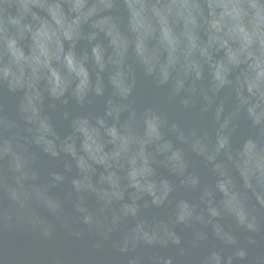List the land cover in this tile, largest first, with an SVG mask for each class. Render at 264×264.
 Wrapping results in <instances>:
<instances>
[{"label":"water","instance_id":"obj_1","mask_svg":"<svg viewBox=\"0 0 264 264\" xmlns=\"http://www.w3.org/2000/svg\"><path fill=\"white\" fill-rule=\"evenodd\" d=\"M20 2L4 0L0 16H19ZM144 2L155 27L146 44L158 57L151 73L136 51L129 0H85L80 11L76 0H32L22 20L31 30L7 25L28 56L44 24L57 33L51 47L63 52L52 67L66 85L54 94L46 68L33 75L25 66L15 87L0 77V264H264V98L249 91L253 60L244 54L231 64L219 44L210 59L201 55L211 16L208 0H196L199 46L190 59L200 76L182 44L161 83L168 51L153 5L166 9L172 0ZM57 5L64 28L52 15ZM78 18L68 39L65 28ZM168 19L183 39V19L174 12ZM69 52L87 69L83 93L67 68ZM0 55L9 59L2 38ZM221 61L230 71L218 86ZM118 73L127 93L114 83ZM149 120L158 136H149ZM144 167L150 171L137 187L131 173Z\"/></svg>","mask_w":264,"mask_h":264},{"label":"clouds","instance_id":"obj_2","mask_svg":"<svg viewBox=\"0 0 264 264\" xmlns=\"http://www.w3.org/2000/svg\"><path fill=\"white\" fill-rule=\"evenodd\" d=\"M32 0H21L19 7L21 14L17 17H12L9 21L4 20L0 16V38L6 45V52L9 59L5 62L3 56L0 55V77L5 79L11 78L13 87L16 85H22L26 76V67H31L33 75H36L42 69H48L53 78L52 91L54 94H62L65 90L66 81L61 75V72L52 67L53 60L60 59V53L63 52V46L59 47L54 52L51 44L55 39L59 44L57 33L50 29L47 24H44L36 33H34L35 47L33 48V54L28 56L25 54L22 47L19 46V41L16 36H8L10 31L7 26L11 25L20 26L22 29L27 27L31 30V26L22 25L24 13L30 11V3ZM4 3V0H0V5ZM85 6V0H76L74 5L75 10L80 11ZM147 4L144 0H129V8L132 14V22L134 30L140 33L137 40L136 51L137 54L143 59L144 63L148 65V71L151 73L156 70V64L154 61L158 59L156 54L150 53L147 47V39L155 32V27L147 19L145 12ZM207 7L210 10V34L208 44L201 49V55L208 56L209 49L219 44L220 48H227L228 61L231 64H240L241 56L246 54L249 59L253 60L250 65L251 71L254 74L249 78V91H259L262 98H264V0H208ZM219 10V11H218ZM95 11V9H93ZM153 12L159 18L160 23V43L168 51V59L166 63L160 65L161 83L168 80L171 70L178 62L180 56L181 45L184 44L183 57L188 61L189 68H195L197 70V76H200V65L190 59L194 51L198 48L199 36L196 33L198 27L197 13L202 12V6L196 2V0H172L166 9H161L153 5ZM175 13V15L184 21L183 39L176 33L174 28L169 22V15ZM89 12L87 15H91ZM53 18L56 23L64 28V19L59 12V6L52 8ZM79 23V18L74 24H70L65 28L64 35L68 39H71L75 25ZM106 21H101V24ZM214 30V31H213ZM186 41V43H185ZM230 41L239 42L240 47L233 49L230 45ZM259 45L258 48L254 46ZM96 53L97 61L102 59L99 48L94 50ZM259 52V54H257ZM67 64V68L70 73H75L81 78L78 85V92L83 93L88 87L89 79L87 69L82 63L77 62L73 53L69 52L64 58ZM230 69L227 65L221 61L216 65L215 79L219 82L218 86H223L227 82V73ZM118 79L114 78V83L122 88L125 93L130 89L123 88V73H118ZM34 86V85H30ZM180 86H183V81L180 82ZM99 92L100 89L98 88ZM38 98V96L36 97ZM32 98L30 97L29 103L31 104ZM33 114H38L35 107L32 108ZM255 113V109H250ZM41 128L45 131H50L46 122L41 121ZM87 132L86 129H83ZM113 136L116 135L115 129L112 130ZM148 134L149 136H158V127L154 120L148 122ZM127 143V141H125ZM223 144V142H222ZM91 147V145H86ZM251 147V145H250ZM99 149L97 148V151ZM135 163V161H133ZM81 167H84V162L81 161ZM150 170L147 167L142 169H133L131 176L136 186L139 187L137 177L147 175ZM77 187H80V182H76ZM151 189V186H149ZM190 214V213H189ZM213 214H216L213 211ZM241 220L244 219L243 212H240ZM184 216H181L183 219ZM251 227V225H250ZM243 255V253H241ZM218 259V258H217Z\"/></svg>","mask_w":264,"mask_h":264}]
</instances>
